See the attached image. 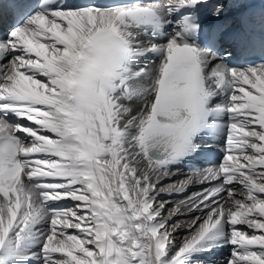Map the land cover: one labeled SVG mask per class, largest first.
Segmentation results:
<instances>
[{"label":"snow or ice","instance_id":"6c2138e0","mask_svg":"<svg viewBox=\"0 0 264 264\" xmlns=\"http://www.w3.org/2000/svg\"><path fill=\"white\" fill-rule=\"evenodd\" d=\"M7 3L0 264H264V10Z\"/></svg>","mask_w":264,"mask_h":264},{"label":"bare ground","instance_id":"6f19581e","mask_svg":"<svg viewBox=\"0 0 264 264\" xmlns=\"http://www.w3.org/2000/svg\"><path fill=\"white\" fill-rule=\"evenodd\" d=\"M151 59V58H150ZM148 63V62H146ZM174 171H179L180 174L173 176L170 180L166 179L164 180L162 183L164 185L167 184H171V183H176L178 184L181 180L186 178V175L189 173V170L186 169H181V170H174ZM199 190L198 186H193L190 187L185 193L183 194H173L171 196L167 195V194H163L161 197V201H167L166 207H165V211H164V215L167 216L168 215V211L170 209H172L176 203H178L181 199H184L186 196L191 195L193 192ZM189 217L187 216H180L179 219L180 220H186ZM176 220H173V223H175ZM185 234L184 230H180V232L178 233V235L182 238V236ZM221 249V248H220ZM228 250V248H222L221 249V254L217 257V261L211 263V264H221V262L227 258V253L226 251ZM209 264V263H208Z\"/></svg>","mask_w":264,"mask_h":264}]
</instances>
